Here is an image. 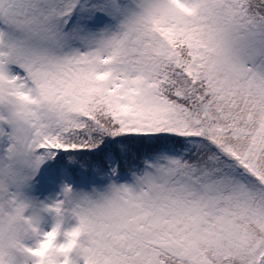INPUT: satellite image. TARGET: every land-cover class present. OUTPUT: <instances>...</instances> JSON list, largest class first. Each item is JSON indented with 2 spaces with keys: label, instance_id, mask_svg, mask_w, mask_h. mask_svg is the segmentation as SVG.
<instances>
[{
  "label": "rangeland",
  "instance_id": "obj_1",
  "mask_svg": "<svg viewBox=\"0 0 264 264\" xmlns=\"http://www.w3.org/2000/svg\"><path fill=\"white\" fill-rule=\"evenodd\" d=\"M26 1L0 0V264H116L120 252L134 251L140 260L162 264L147 256L143 241L192 256L195 242L173 244L184 231L175 227L187 217L195 234L207 227L215 206L230 200L223 192L230 177L209 184L193 182L188 170L176 164L183 151L172 148L150 156L143 168L125 175L116 176L110 167L104 185L73 187L64 171L57 172L54 166L43 171L62 145L44 134L38 122L54 118L51 112L56 108L68 109L65 105L79 102L71 96L65 100L66 94L63 100L55 98L60 81L67 80L78 88L96 85L134 131L155 132L168 126L167 130L182 132L181 127L166 125L167 116L176 117L173 108L149 76L141 75L130 55L136 53L134 46L139 53H146L142 46L162 50L165 33L172 39L182 34L200 64L209 57L210 78L223 74L224 82L237 86L244 80L262 94L256 99L262 102L264 29H254V19L246 15L241 20L233 16L226 0H104L101 8L97 0H57L58 6L49 7L47 30L14 6ZM78 8L84 30L59 31L72 13L79 14ZM173 20L179 24L172 33ZM35 28L41 31L35 33ZM184 142L186 148L193 143L192 138ZM241 178L238 173L233 193L240 199L235 197L231 207L241 205L242 213L250 207L264 218V198L258 205L252 203L262 181ZM230 226L242 243L249 240L250 234L242 235L234 223ZM207 237L218 245L228 239L223 231L217 235L210 231ZM252 239L244 246L247 258L264 246V234ZM258 257L264 264V252Z\"/></svg>",
  "mask_w": 264,
  "mask_h": 264
},
{
  "label": "trees",
  "instance_id": "obj_2",
  "mask_svg": "<svg viewBox=\"0 0 264 264\" xmlns=\"http://www.w3.org/2000/svg\"><path fill=\"white\" fill-rule=\"evenodd\" d=\"M46 1L39 3L36 0L35 3H38L34 4V0H28L13 4L25 16L36 18L38 27H47L48 30L49 7L58 6V2ZM103 1L97 0V6L101 8ZM226 4L239 20L245 19L243 15H246L254 19V29H264V0H226ZM238 10L241 15L235 14ZM77 11L78 15L72 13L73 22L71 19L63 26L59 25V31L84 29L82 9L78 8ZM153 22L161 25L157 20ZM175 22H170V31H176L179 23ZM51 28L53 26L49 30ZM37 29L41 31V28L33 31L36 33ZM173 37L174 40L169 34H164L162 50L142 46L146 53H139V47L134 46L136 53L130 55L138 64L141 75L149 76L158 93L173 108L176 117L167 116L166 125L184 130L174 132L164 126L155 132L134 131L125 126L118 108L110 105L98 93L96 85L88 83L78 88L70 81L61 80L55 98L59 101L66 94L65 100L71 96L70 99L74 97L79 102L65 105L69 110L63 106L52 110L54 118L49 117L52 119L49 123L50 119L38 122L44 134L62 145L46 167L54 166L55 171H64L72 185L91 181L104 185L111 166L114 173L119 175L131 172L134 168H143L147 158L162 151L172 148L181 150L183 153L176 164H182L183 169L188 170L189 178L195 180L193 182L205 180L209 184L217 182L219 178L230 177L231 180L223 189L230 200L221 201L215 206L213 215L208 218V226L198 234H195L188 217L176 225L179 232L182 228L184 231L181 232V239L177 238L173 244L183 243L184 240L195 242L196 249L192 256L177 255L160 243L143 241L142 248L148 252L147 256L158 259L162 264H259L258 256L264 252V246L256 250L252 258L246 257L244 248L254 242V234L259 237L264 234V218L250 207L242 213L241 205L231 206L235 203L236 196L233 193L238 173L244 177L241 178L243 181L246 177L251 182L261 180L264 185V100L256 102L262 94L244 84V80L237 82L238 86L233 85L232 82H224L223 74L219 73L211 79L206 71V63L210 58L205 55L203 64H200L193 46L188 44L183 35ZM144 66H148L150 71ZM190 138L192 145L184 147V139ZM241 171H246V174ZM261 189L254 193V205L260 204L264 198V186ZM233 223L241 229L242 235L244 232L251 235H248L246 243L235 236L234 228L228 227ZM210 231L216 235L223 231L224 236L228 237H224L225 245H218L215 240L208 239L207 233ZM197 235L199 238H196ZM136 254L138 252L135 251L120 252L116 264H149L148 260L138 259Z\"/></svg>",
  "mask_w": 264,
  "mask_h": 264
}]
</instances>
